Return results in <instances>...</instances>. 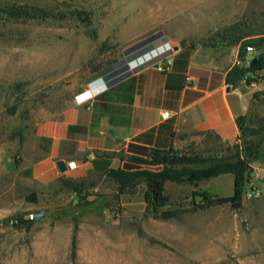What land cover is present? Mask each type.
Segmentation results:
<instances>
[{
	"label": "rangeland",
	"instance_id": "rangeland-1",
	"mask_svg": "<svg viewBox=\"0 0 264 264\" xmlns=\"http://www.w3.org/2000/svg\"><path fill=\"white\" fill-rule=\"evenodd\" d=\"M235 23L264 37V0H0V264H264V143L250 159L239 209H195L199 198L192 202L202 192L232 195V174L166 182L169 209L180 213L171 220L146 211L142 181L116 199L114 184L93 173L85 181L95 187L79 200L68 189L57 193L58 177L47 169L55 136L66 134L72 115L91 109L108 81L139 66H130L126 49L156 37L151 51L158 44L171 54L173 45L191 51L222 43L217 33ZM252 44L251 57L264 52V42ZM99 79L103 91L95 90ZM81 91L95 98L74 102ZM260 120L264 97L239 134L256 141ZM227 146L204 133L174 150L221 161ZM102 148L91 150L88 167L96 172L111 163ZM67 150L74 155L73 145ZM122 151L110 168L122 166ZM248 190L258 194L247 198ZM29 213L40 216L28 229L9 224Z\"/></svg>",
	"mask_w": 264,
	"mask_h": 264
},
{
	"label": "crops",
	"instance_id": "crops-1",
	"mask_svg": "<svg viewBox=\"0 0 264 264\" xmlns=\"http://www.w3.org/2000/svg\"><path fill=\"white\" fill-rule=\"evenodd\" d=\"M259 36L253 34L237 42L204 44L206 46L191 51L173 45V65L164 72L158 71L155 63L147 62V59L167 48L166 44L131 55L130 66H139L126 78L108 85L107 92L94 100L91 109L85 113L75 112L73 122L66 127V134L55 136L52 154L55 159L46 168L58 177L56 192L68 189L74 197L76 194L64 181L89 183L85 181L88 175L91 177L97 173L95 168L88 167L94 159L91 150L97 145H102L108 155L112 153L102 157L111 161L107 166L110 168L116 153L120 150L126 152L128 144L175 149L198 137L199 133L216 135L225 144L235 143L240 133L237 118L247 115L251 107L260 104L264 97V70L252 75L260 77L253 87L240 82L227 91L224 77L237 64L241 43ZM183 51L187 52L184 57L180 56ZM246 55L250 57L251 53ZM93 84L95 90L103 91L100 81ZM82 93L84 91L74 97ZM163 111H168L167 119L161 118ZM77 131L82 133V138H76ZM71 144L74 155L67 150ZM88 151L87 161L80 162ZM58 160H63L67 167L62 173L55 166ZM94 187L95 184L87 189Z\"/></svg>",
	"mask_w": 264,
	"mask_h": 264
},
{
	"label": "trees",
	"instance_id": "trees-1",
	"mask_svg": "<svg viewBox=\"0 0 264 264\" xmlns=\"http://www.w3.org/2000/svg\"><path fill=\"white\" fill-rule=\"evenodd\" d=\"M238 23L231 24L217 33L219 41L237 42L241 38L251 36L248 32H240ZM264 42V37L254 39H246L241 43L239 58L243 56L246 47H253L254 42ZM151 46H145L138 51L132 53L141 54L148 51ZM254 59V61H253ZM126 68V67H125ZM110 69L103 71L107 73ZM264 70V52L254 55L248 64L233 65L224 77L225 84L234 88L240 82L245 85L250 82H257L260 77H252L255 72ZM116 73L106 75L105 80L113 77ZM123 79V77H114L108 81V85L114 84ZM245 116L237 118V124L240 132H242V122ZM258 129L254 131L258 139L250 141L246 135L239 134L237 141L231 145L228 144L226 150L231 153L221 161L214 159L202 158L193 152L185 150L146 148L135 144H128L126 152L119 156L122 162L120 168H103L99 170L98 177H104L114 184V198H118L121 194H132L140 181L144 182V203L145 209L153 218L161 220H171L177 218L180 213L169 209V200L165 193L166 182H183L198 181L201 179L214 178L222 174H232L233 176V193L230 196L219 197L206 192L194 194L192 202L199 198L195 209H206L213 206L229 204L234 209L241 207L242 195L247 183V173L250 170V159L258 154L257 149L260 144L264 143V120L258 121ZM203 133H199L201 135ZM207 134V133H206ZM211 134V133H209ZM213 135V134H212ZM214 137L220 141L219 137ZM65 185L71 189L79 200L84 199L85 190L92 188L95 183L89 181L88 184L76 182L72 180L64 181ZM16 220L13 224L15 227L29 228L31 221L24 219L23 214L12 217ZM74 244V231L71 241V253Z\"/></svg>",
	"mask_w": 264,
	"mask_h": 264
},
{
	"label": "built area",
	"instance_id": "built-area-1",
	"mask_svg": "<svg viewBox=\"0 0 264 264\" xmlns=\"http://www.w3.org/2000/svg\"><path fill=\"white\" fill-rule=\"evenodd\" d=\"M170 49L171 48H169V49L167 48V49H164L158 53H155L153 56H150L147 59V61L156 59L154 62L156 69L160 72L167 71L168 69L172 68V65H173L172 54L168 52ZM251 51H252L251 47L245 48L246 54L250 53ZM246 54H244L242 57L238 58L237 64L244 65V64L249 63V61L252 59V57L251 56L248 57ZM137 65H135V66H137ZM254 83L255 82H250L249 84H247V86L253 87ZM168 116H169L168 111H163L161 113L162 119H167ZM257 194H258V191H256V190H248L246 192V197L252 198V197H255ZM39 216H40V213H29L26 215V220H34V219H37ZM15 222H16V220H14V219L9 220V224H11V225H13Z\"/></svg>",
	"mask_w": 264,
	"mask_h": 264
},
{
	"label": "water",
	"instance_id": "water-1",
	"mask_svg": "<svg viewBox=\"0 0 264 264\" xmlns=\"http://www.w3.org/2000/svg\"><path fill=\"white\" fill-rule=\"evenodd\" d=\"M155 39H156V37H150L148 39H145V40L141 41L140 43H137V44L129 47L128 49H126L124 51V54L125 55H129L131 53H134L137 50L147 46L150 43H152ZM253 61H254V59H253ZM226 90L229 91V87H227ZM55 166L57 167L58 171L61 172V173L64 172L67 169L66 164H65V162L63 160L56 161L55 162Z\"/></svg>",
	"mask_w": 264,
	"mask_h": 264
},
{
	"label": "clouds",
	"instance_id": "clouds-1",
	"mask_svg": "<svg viewBox=\"0 0 264 264\" xmlns=\"http://www.w3.org/2000/svg\"><path fill=\"white\" fill-rule=\"evenodd\" d=\"M98 81H101V79H99ZM91 94H92V93H91ZM98 94H99V93H97L96 95H98ZM84 95H86V94H85V93H82V94L78 95L77 97H75V98H74V102L80 104V103L86 101L88 98H89V99H94V98H95L94 96H89V97H86V98H84V99L81 100V97H83Z\"/></svg>",
	"mask_w": 264,
	"mask_h": 264
},
{
	"label": "snow or ice",
	"instance_id": "snow-or-ice-1",
	"mask_svg": "<svg viewBox=\"0 0 264 264\" xmlns=\"http://www.w3.org/2000/svg\"><path fill=\"white\" fill-rule=\"evenodd\" d=\"M81 99H83V97H81Z\"/></svg>",
	"mask_w": 264,
	"mask_h": 264
}]
</instances>
